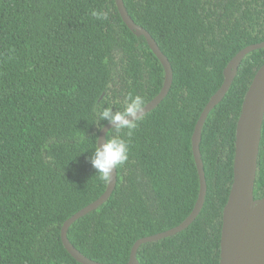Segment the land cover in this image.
Wrapping results in <instances>:
<instances>
[{
	"label": "trees",
	"instance_id": "trees-1",
	"mask_svg": "<svg viewBox=\"0 0 264 264\" xmlns=\"http://www.w3.org/2000/svg\"><path fill=\"white\" fill-rule=\"evenodd\" d=\"M124 2L169 58L174 78L134 130L109 200L69 228L71 243L102 263H127L139 238L191 214L200 192L196 123L230 60L264 41V0ZM93 10L108 19L97 20ZM263 64L264 48L249 53L207 118L201 152L208 190L200 214L175 235L142 244L141 264H221L237 125ZM164 82L161 60L128 27L116 0H0V264H83L61 232L108 187L89 161L100 125L108 123L94 122L97 111L122 110L130 93L146 105ZM113 135L112 128L107 138ZM254 194L264 197V123Z\"/></svg>",
	"mask_w": 264,
	"mask_h": 264
},
{
	"label": "water",
	"instance_id": "water-1",
	"mask_svg": "<svg viewBox=\"0 0 264 264\" xmlns=\"http://www.w3.org/2000/svg\"><path fill=\"white\" fill-rule=\"evenodd\" d=\"M119 11L130 29L136 35L145 36L151 49L165 68V82L159 92L145 105V114L155 109L168 95L174 78L172 64L151 33L137 24L131 17L124 0H116ZM264 48V41L250 44L241 49L224 70L225 79L218 91L203 109L192 137L193 151L200 177V192L191 214L179 225L168 230L139 238L133 245L127 263H102L90 259L70 241L68 231L71 225L86 214L98 209L113 194L118 180L117 169L106 191L95 201L69 217L62 227V240L68 251L83 264H141L138 250L142 244L157 241L189 227L200 214L207 195L208 183L201 152L203 128L210 112L224 99L230 90L244 58L254 50ZM264 123V64L258 69L245 96L237 125L234 181L229 200L223 212L221 235V264H264V197L255 198V183L258 172L262 128ZM113 126L105 124L99 134L98 145L107 142V135Z\"/></svg>",
	"mask_w": 264,
	"mask_h": 264
},
{
	"label": "clouds",
	"instance_id": "clouds-1",
	"mask_svg": "<svg viewBox=\"0 0 264 264\" xmlns=\"http://www.w3.org/2000/svg\"><path fill=\"white\" fill-rule=\"evenodd\" d=\"M91 15L97 20H107L108 13L93 10ZM94 111H96L94 109ZM145 113V99L139 94H129L122 110L113 112L112 107H103L97 111L95 123L107 121L113 126L116 135L107 139V142L95 144L89 161L96 170V177L109 185L113 180V170L124 166L129 161L130 138L134 130L143 121ZM103 127V125H100Z\"/></svg>",
	"mask_w": 264,
	"mask_h": 264
}]
</instances>
